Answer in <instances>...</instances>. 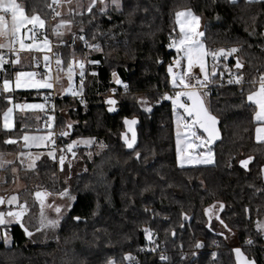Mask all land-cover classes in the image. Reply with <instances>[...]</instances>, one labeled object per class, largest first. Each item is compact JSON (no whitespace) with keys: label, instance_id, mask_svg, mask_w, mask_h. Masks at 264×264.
I'll return each mask as SVG.
<instances>
[{"label":"trees","instance_id":"1","mask_svg":"<svg viewBox=\"0 0 264 264\" xmlns=\"http://www.w3.org/2000/svg\"><path fill=\"white\" fill-rule=\"evenodd\" d=\"M17 2L24 6L26 15L35 13L45 21V34L53 40L54 51L61 54L63 68L71 58L99 61L98 64L85 62L83 103L81 97L78 99L71 94L54 99L53 127L61 132L68 130L65 126L69 122L73 124L68 136H59V143L90 136L103 141L107 148L102 150L101 156L92 151L91 159L83 154L82 148H75L76 153L83 155V168L73 174L70 181V189L77 199L74 207L65 213L68 219L43 241H33L13 223L8 229L10 243L6 246L0 241V264H106L109 258L116 264H128L123 260L125 253H131L139 264H160V251L171 257V264H182L179 246L190 254L194 250L190 245L195 241L205 245L196 250L199 253L196 264H212V251L218 253L216 264H236L232 251L235 246L256 264H264V238L255 227L257 220L264 218V179L260 175L264 144L255 139V106L246 100L247 93L258 87L251 81L258 82L260 74L264 73V37L260 35L264 32V0L252 4L238 0L235 5L228 0H140V11L131 18L132 23L123 13L109 11L110 20L107 16H98L95 23L89 25L91 16L86 11L80 12L83 15L73 11L64 17L72 21L71 29L59 38L52 32L57 22L51 9L53 0ZM188 8L200 16L205 47L212 50L237 47L239 50L232 57L241 59L244 67L241 85L212 89L204 98L219 121L218 139L211 145L215 163L180 168L175 162L171 102L161 100L146 113L134 97H147L154 102L160 93H170L171 85L165 83L166 69L176 51L166 46L170 33L178 36L175 13ZM97 24L100 32L108 33L96 37L102 51H91L79 40L73 44L72 34L79 36L81 26L90 39ZM61 38L67 47H57ZM158 58L163 63H157ZM23 65L29 67L28 60ZM113 72L129 84L128 94L114 83ZM77 78L75 84L80 86ZM112 88L117 89L115 94L109 91ZM12 95L14 102L46 98L40 97L38 91L29 90L14 91ZM109 96L119 101V110L115 113H109L104 103ZM7 107L8 103L0 98V129L1 115ZM125 116L138 119L134 127L135 148L141 153L139 160L119 138V134L125 132L122 123ZM23 119L26 117L17 114L13 129L0 130V153L17 149V144L4 143L6 139L37 129L23 125ZM127 135L131 137V133ZM248 156L253 160L246 170L239 161ZM13 166L10 164L4 169L6 186L13 179L10 172ZM101 168L102 181L97 175ZM57 170L56 161L46 155L36 162L35 169L19 167L16 175L25 183L19 203L33 205V193L37 190L32 186H54ZM85 185L89 186L87 190ZM106 196L109 199H105ZM215 202L225 205L219 210L220 219L227 225V229L222 225L226 230L224 236L218 235L220 232L204 214V209ZM29 207L23 219L29 231H33L29 227L32 226L28 219ZM32 207L34 210L35 206ZM1 208L7 210L3 205ZM145 209L151 211L145 212ZM93 210L95 216L91 215ZM182 212L190 217L188 221L183 219ZM154 213L158 215L154 217ZM76 215L82 217L81 222L71 220V216ZM143 227L156 232L157 252L138 251L148 244L141 231ZM248 239L253 241L251 245L245 243ZM212 241H217V245Z\"/></svg>","mask_w":264,"mask_h":264},{"label":"snow or ice","instance_id":"2","mask_svg":"<svg viewBox=\"0 0 264 264\" xmlns=\"http://www.w3.org/2000/svg\"><path fill=\"white\" fill-rule=\"evenodd\" d=\"M61 2L65 4L71 3V0H53V3L59 5ZM230 4H237L238 0H228ZM257 2V0H244L245 4H252ZM51 7V5H49ZM77 7H83L77 3ZM127 8V12L125 9ZM141 5L140 0H88V4L84 11H86L91 19L89 20V25L95 23L98 16L104 17L107 16L110 20L111 17L108 16L109 11H114L117 13H123L128 19L129 23H132V17H134L138 11H140ZM69 13H73V9L68 10ZM144 11L147 12L148 9L144 8ZM0 38H4L5 42H0V73H3L2 79H0V98L5 100L9 107L2 112V129L0 130H11L14 127L13 124V113L16 110L24 111L27 109H36L41 112L46 113V104L44 103H19L14 102L12 93L17 89H53L54 83H61L59 76L53 77L51 74V66L54 63L58 71L64 70L61 68L63 63L61 54L59 52H53L51 41L48 35L43 31L45 29V21L35 13L32 15L25 14V8L22 4H18L17 0H0ZM11 14V22H6L5 16ZM83 15V13H78ZM55 15L59 17L60 12H55ZM199 21L200 16L194 14L191 8L185 9L183 11H177L175 13V22L179 27L178 36H173L169 34V43L167 48L175 49L176 56L168 64L167 80L166 84L171 85V93L163 92L159 94V98L154 102L150 101L147 97L135 98L136 104L146 113H150L154 104H159L161 100L171 101V107L174 117V122L177 124L176 132V160L177 164L180 167L184 165H212L215 163L214 153L212 152L211 146L215 140L218 139V129L216 125L218 124V119L216 116L211 114V111L208 106L205 104V97L209 95L208 89L215 83V78L217 75L223 76V72H217L219 61L228 60L230 56L238 52L237 47L229 48H219V49H207L205 44L202 42V37L204 33L199 31ZM71 20L60 19L58 24L53 27L52 32L55 36L62 37L63 33L61 29L67 27L71 29ZM253 24H255V17H253ZM26 25H31V28H25ZM25 28L23 34H21V29ZM80 35L77 36L76 33H73V44L76 40H79L83 45L91 51H102V47L99 42L96 41L98 35L104 36L108 33L100 32L99 25H96V29L91 32L90 39L84 34V28L81 26L79 29ZM110 31V30H109ZM175 31V28L172 30ZM250 35L253 33H249ZM264 37V32L260 33ZM42 37V39L40 38ZM31 40V43H25V40ZM18 45V48L16 47ZM60 45L68 46L65 41L61 38L59 39ZM7 49L11 53L12 58H6V53L2 50ZM38 51L41 53V57H33V65L38 64L42 58L44 64V71L38 73L36 71H24V70H14V81L12 78H9V73L6 65H20V51ZM46 53H50L46 54ZM75 53L73 52V56ZM54 57V60H53ZM210 58L212 61L211 71L207 69V59ZM85 62L91 64H98L99 61H82L80 59L70 60L67 63L66 75L68 80V87L64 89L65 92H70L74 97H81V92L83 90V77H84V66ZM157 63H163L159 58L156 61ZM74 66L80 70V79L81 84L79 86V91L73 90V75H74ZM22 67V66H21ZM198 67V74L194 71ZM244 65L241 59L237 58L236 63L233 65L232 69H229L228 66L224 65V70L228 72L229 79L226 82H221L219 87H223L224 83L227 85H241L243 83V72L240 71L243 69ZM175 69V70H174ZM40 76V79H37V76ZM113 81L116 85L122 86L124 89V94H128L130 86L128 83L122 81L118 75L112 73ZM14 83V87H13ZM251 84L255 87L257 81L253 79ZM113 94L116 93L117 89L112 88L109 90ZM243 92V88H241ZM52 92L49 91L48 97H51ZM246 100L255 106V111L253 114V120L256 122L257 126L255 128V139L258 143L264 144V73H261L259 76L258 87H255V90L249 91L246 96ZM81 102L83 103L82 97ZM104 103L108 105L107 111L109 113H115L118 109L119 101L117 99L109 96ZM183 110V115L179 114V110ZM54 110V106H53ZM38 120L39 117H36ZM54 116L47 115L46 117V131L42 134H31L28 131H23V135L19 136L18 139L23 140V147H37L42 146L49 148L46 153H37L35 155L31 153H20L19 155L27 156L31 161L28 164L30 169L36 168V161L40 159L41 155H46L54 161H57L59 164V170L63 171L65 167V160L68 153L72 157H76L77 153L74 151L76 147L83 144L85 146H92L96 144L98 151L95 153L97 156L102 155V150L107 148V145L103 141L97 142L95 137L88 138H79L71 140L69 143L65 144L61 148L56 147L57 134L53 127ZM122 123L125 128V132L119 134V138L123 141L125 148L131 150L134 154L135 159L139 160L141 158V153L138 152L135 148L137 144V133L135 130V125L138 124V119L133 117L129 119L127 116L122 118ZM68 130L61 131L59 133L60 137H66L69 135V132L73 129V124L69 122L65 126ZM183 129V133L179 129ZM202 129V132L200 131ZM23 130V128H22ZM127 133H131L129 138ZM199 133V134H198ZM207 134L206 136L204 134ZM183 135V145L181 141V136ZM191 141H196L197 143H192ZM16 139H6L4 143L15 144ZM203 148L202 152L198 151L197 155H192L188 150L196 149L199 150ZM67 149V152H65ZM89 159L92 158L93 153L90 151L87 153ZM253 160L252 156H248L246 159L240 160L239 164L243 166L246 170L248 169L249 162ZM5 163L10 164L11 161L0 162V167ZM68 168L71 170V161L68 162ZM15 171V169H13ZM86 171V169L84 170ZM55 175V174H53ZM100 180H103L104 172L102 168L97 173ZM260 175L264 178V165L260 167ZM67 179H65V184H67ZM88 185H85V190L88 189ZM94 190V189H93ZM147 191V189H145ZM256 191H261L257 189ZM35 200L39 203L40 212L38 218V227L35 231L40 232L41 230H57L62 226V221L68 219V216L65 213L69 212L74 207L73 202L76 201L77 197L73 195L69 187H63L59 191L48 192L47 190H38L33 193ZM99 195V194H97ZM52 196L53 202L46 204V198ZM61 198L67 200V204H56L55 198ZM105 199H109L107 196ZM12 205V209L4 211L0 210V233H2V239L4 244L7 246L11 237L8 235L9 226L13 223L19 225L22 229L23 234L29 238L33 236V232L29 231V228L25 225L24 217L28 212V207L26 203H19L18 197L12 195L7 198L5 201L4 197H0V205ZM97 207L99 203L97 201ZM225 205L221 202L218 204L219 209H223ZM50 209L54 216H49L45 209ZM151 211L150 209H145V212ZM247 212V208H245ZM205 216L208 217L209 221L215 216V219L219 221L227 229V225L224 224V221L220 219L219 212L216 211L212 206L204 209ZM92 216L96 215V211L93 210L91 213ZM154 217L158 214H153ZM181 216L185 221H188L190 217L181 213ZM166 219V218H165ZM73 222H81L82 217L79 215L71 216ZM86 223V218H84ZM183 224L180 225L183 228ZM255 227L258 233L264 238V221L258 220L255 223ZM99 231V230H97ZM143 232L145 240L148 242L147 245L141 246L138 251L144 252H157L158 246L156 245V232L150 227H143L141 229ZM230 232V229L228 230ZM165 234H168V230H165ZM95 235V233H94ZM172 235L175 236V231L173 230ZM218 235L224 236V233H218ZM227 238V237H225ZM245 243L251 245L252 240H245ZM214 246L217 245V241H212ZM151 245V246H149ZM181 248L180 260L182 264L187 262V264H196V261L199 260V253L196 251L198 249H203L205 245L201 241H195L194 244L190 245L193 251L191 253H186L183 251V246ZM232 251L236 256V264H256L254 259H247L242 253L240 248H234ZM212 258V264H216L218 259V253L212 251L210 253ZM123 260L127 261L128 264H139L138 260L131 255V253H125L123 255ZM160 264H171V257L166 254L164 251H160L158 256ZM106 264H116L114 259H107Z\"/></svg>","mask_w":264,"mask_h":264},{"label":"rangeland","instance_id":"3","mask_svg":"<svg viewBox=\"0 0 264 264\" xmlns=\"http://www.w3.org/2000/svg\"><path fill=\"white\" fill-rule=\"evenodd\" d=\"M74 2L75 0H71V3L69 4H65L63 2H61L59 5H58V8H62V13L64 14L65 12H69L68 10L71 9L72 7H74ZM18 3V2H17ZM20 4V3H18ZM65 17V16H64ZM64 17H59V19L57 20L56 24H58L59 20L60 19H65ZM11 21V19H10ZM55 24V25H56ZM68 28L65 27L63 29H61L62 33H64ZM64 35V34H63ZM57 37V36H56ZM70 60H74V58H71ZM212 63V62H211ZM221 63H219L220 65ZM62 69V73L59 75L60 79H61V83H64L65 81V88L68 87V80H67V75H66V69H67V66L63 68V66H61ZM80 73V70L78 68H76L74 66V75H73V90H77L79 88V85L76 86L75 84V79H76V76H80L79 75ZM60 84V83H58ZM62 85V84H61ZM62 90V93H67V94H71L70 92H65L64 89ZM78 91V90H77ZM179 114L180 115H183V111L179 110ZM172 123H173V137H174V151H175V162H176V165L178 166L177 164V160H176V148H177V145H176V139H177V136H176V132H177V124L176 122H174V117H173V112H172ZM179 131H181V133H183V129H179ZM199 134V133H198ZM90 136H82V137H76V138H73V139H68L67 141L65 142H58L57 144V148H61L63 147L65 144L69 143L71 140H75V139H79V138H88ZM181 141H182V145H183V135L181 136ZM99 142V141H97ZM192 143H197L196 141H191ZM78 147L82 148L83 150V154L87 155L88 152H92V151H95L97 152L98 151V148L96 147V144H93L92 146H85L83 144L79 145ZM211 148V146H209ZM50 150V149H49ZM204 149L201 148L199 150H196V149H189L188 151L192 154V155H197L198 154V151L202 152ZM212 152H213V149H211ZM74 151H76V149H74ZM65 152H67V149H65ZM83 155H81L80 153H77V156L76 157H72L70 153H68L67 155V158L65 160V167H64V170L63 171H60L59 170V164L58 162L56 161L57 163V167H58V170H57V173L55 175V185L54 186H51V187H42L40 185H36L35 186H32L34 190H47L48 192H53V191H59L60 189H62L63 187H69L70 188V181L73 177V174H76V173H79L81 170H82V163H83ZM15 157V154L14 153H11V152H8V154L4 155V153L0 154V162H3V161H11L13 162L16 158ZM69 160L71 161V170H69L68 168V162ZM17 161H21L22 162V159L21 158H17ZM24 164V162H22ZM7 163H5L2 167H4ZM17 165V164H15ZM27 166V164H24ZM203 164L201 165H184L183 167H180V168H185V167H199V166H202ZM13 166V164H12ZM23 167V166H22ZM11 172V171H10ZM12 176H13V179L11 180V182L8 184V186H4L3 185V182L5 181L4 178H6V175H5V171H2V173H0V181H2V185L0 186V196H3L5 198V201L7 200L8 197L12 196V195H16L18 197V202H19V199L22 198V194L20 192L23 191V189L25 188V183L23 180H21L17 175H16V171L15 173L12 172ZM67 179V184H65V179ZM264 179V178H263ZM20 193V194H19ZM24 193H28V192H24ZM33 202V205H31L32 203H30L29 205H27L29 207V221L32 223V226L29 225V227L33 230V236L31 237V239L33 241H43L44 239H47L48 237H50V235L53 234V230L49 229V230H41L40 232H37L35 231L36 227H38V218H39V212H40V206H39V203L35 200V197ZM32 202V201H31ZM53 202V197L52 196H49L46 198V204L47 203H52ZM55 203L56 204H67L68 201L67 200H64V199H61V198H55ZM218 204L217 202H215L214 204H211V206L219 212V208H218ZM5 206V208H7V210H10L12 209L14 206L12 205H7V204H4L3 207ZM32 206H35L34 210H33V207ZM209 208V207H208ZM0 210H4V208H1L0 206ZM7 210H4V211H7ZM46 213L49 215V216H54L55 213H53L50 209H45ZM260 221H264V218H261V219H258ZM257 220V221H258ZM212 223L214 224V229L218 232H223L224 234L226 233V230L224 229V227L219 223V221H217L215 219V216H213V218L211 219ZM8 235L10 236V232L8 230ZM11 237V236H10ZM232 239V238H230ZM229 239V240H230ZM0 241L3 242V239H2V233H0ZM11 241V239H10ZM9 241V243H10ZM231 241H234V239H232ZM8 243V244H9ZM234 248H239V247H234ZM235 255V253H234ZM245 256V255H244ZM246 257V256H245ZM247 258V257H246ZM248 259V258H247ZM235 260H236V256H235ZM251 260V259H249Z\"/></svg>","mask_w":264,"mask_h":264},{"label":"crops","instance_id":"4","mask_svg":"<svg viewBox=\"0 0 264 264\" xmlns=\"http://www.w3.org/2000/svg\"><path fill=\"white\" fill-rule=\"evenodd\" d=\"M77 3H79L83 7H77ZM87 4H88V0H75L74 7H72L71 9H73L75 11V13H80L81 11H84V9L86 8ZM52 6H55L56 7V11H58V12L61 13V15L59 17H64V16H67L69 14V12H65L63 14L62 13V8L59 9L58 8V5L55 4V3H53V2H52ZM181 11H183V10H181ZM0 15H4V14H0ZM54 17H55L56 21L59 19V17H57L56 15ZM5 19H6V22L10 23L11 22L10 21L11 14L6 15L5 16ZM55 24H54V27H55ZM25 28H31V25H26ZM25 28H22L21 29V34H23ZM177 29H178V34H179V27L178 26H177ZM198 30L202 32V24L200 23V21H199V29ZM49 39H51V38L49 37ZM0 42H5L4 41V38H0ZM31 42L32 41L29 40L28 42H25V43H31ZM202 42H203V40H202ZM51 46H52V41H51ZM31 52H38V51H27V50H23L22 53L19 55L20 56V65H9V66H6L7 67V70H8V73H9V78H12L13 81H14L13 69L14 70H17V71H19V70L34 71L33 68H32V66H31ZM27 56H29L28 59H27ZM206 59H207V69L210 72L211 71V67H212V63L210 61V58H206ZM25 60H28L29 67H24L23 64H24ZM194 71L196 73H198V67L195 68ZM61 73H62V70H61ZM59 75H55V76H59ZM55 76H53V77H55ZM2 78H4L3 77V73H0V79H2ZM64 83H60V84L54 83L53 89H51V90H49V89H30V88H28V89H17L15 91H20V90L38 91L40 97H42L43 95L45 97H48L49 91H51L52 92V95L49 98H58V97H62L63 95L67 94V93H65V94L62 93V90H63V88H65V84H66V83L65 84ZM13 87H14V83H13ZM15 102H19V103H44L42 101V98H39V99L33 100V101H15ZM8 107H9V105H8ZM17 114H19L20 117L21 116L22 117H26V119H23V122H22L23 125H26V126L28 125L29 127H30V125L31 126L33 125V126H36L37 127V129H35V130H30V131L28 130L29 133H31V134H42V133H44L46 131V130H43V129H41V130L38 129V128H41L42 127L41 123H42V114H43V112H41L40 110L27 109V110H24L22 112L19 111V110L14 111V113H13V124H14V126H15V115H17ZM36 117H39V119L37 120ZM2 123H3V121H2V115H1V125H2ZM40 125H41V127H40ZM256 126H257V124H256ZM256 126H255V128H256ZM254 133H255V129H254ZM21 135H23V132H22ZM11 139H16L17 140V142L15 143V144H17V149H15L13 151H6V152H1V153L2 154L4 153V155L8 154V152H11V153H14L15 154V157L14 158H16V159L13 162H11L10 164H13L14 165L12 167V169H11V172H14L15 173V171H16V174L18 173V168L19 167H22L23 166L22 168H29L28 167V164L31 162L27 156L19 155L20 153H22V152L23 153H31V154L35 155V154L41 153V152L46 153L49 150V148L44 147V146H42L40 148H37V147H34V146L33 147H30V148H24L23 147V140H20L18 138H11ZM42 156L43 155H41V157ZM17 158H21L22 159V162H24V164H27V166L24 165L21 161L20 162L17 161ZM10 164L7 163L4 167H0V173H2V171H4V169L7 166H9ZM15 164H17V165H15ZM13 169H15V171H13ZM5 175H6V173H5ZM1 185H2V181H0V186ZM3 185L6 186L5 184H3ZM0 197H3V196H0Z\"/></svg>","mask_w":264,"mask_h":264},{"label":"built area","instance_id":"5","mask_svg":"<svg viewBox=\"0 0 264 264\" xmlns=\"http://www.w3.org/2000/svg\"><path fill=\"white\" fill-rule=\"evenodd\" d=\"M51 9H52V14L53 15H55V12H57L56 11V7L55 6H52L51 7ZM0 14H4V13H0ZM10 13H8L7 15H9ZM44 32H45V30H43ZM40 38H42V37H40ZM51 41H52V51L53 52H55L54 51V43H53V40L52 39H50ZM16 47L18 48V45H16ZM2 51H4L5 53H6V58H12V56H11V53L10 52H8V50L7 49H4V50H2ZM22 53V51H20V53H19V55ZM46 54H49V55H51L50 53H46ZM33 57H41V53H39V52H31V66H32V68H33V70L34 71H36V72H38V73H41V72H43L45 69H44V64H43V60H42V58L40 59V62L38 63V64H35V65H33V63H32V61H33ZM53 60H54V57H53ZM224 65H225V63L222 61L221 62V64H220V67H218V69H217V72L219 73V72H223L224 74H223V76H220V75H217L216 76V78H215V83L208 89V92H210L212 89H216V88H223V87H225V86H237V85H227L226 83H224V86L223 87H219V86H217V85H219L221 82H226L228 79H229V74H228V72L227 71H225L224 70ZM227 66H228V68L229 69H232L233 71H236L234 68H233V63L231 62V63H229V64H226ZM62 68V67H61ZM241 71V70H240ZM61 73V71H58L57 69H56V66H55V64L53 63L52 64V66H51V74H52V76H55V75H59ZM198 74V73H197ZM37 79H40L41 77L38 75L37 77H36ZM77 82L78 83H80L81 82V79H80V76L77 78ZM258 83H259V81L257 82V86H258ZM171 91H172V89L170 90V93H171ZM72 95V94H71ZM78 99L80 98V97H77ZM55 98H48L47 99V101H46V99L44 98V99H42V101L44 102V104H46V113L45 112H43V114H42V128L44 129V130H47L46 129V117H47V115H52V116H54V113H53V106H54V100ZM55 132H56V134H57V142H56V146H57V144H58V138H59V133L60 132H57L56 130H55Z\"/></svg>","mask_w":264,"mask_h":264},{"label":"water","instance_id":"6","mask_svg":"<svg viewBox=\"0 0 264 264\" xmlns=\"http://www.w3.org/2000/svg\"><path fill=\"white\" fill-rule=\"evenodd\" d=\"M25 31V30H24ZM24 33V32H23ZM29 40L28 39H26L25 40V42H28ZM236 59L237 58H235V57H232V56H230L229 58H228V60H222L221 59V61H219V62H224L225 64H229V63H231V60L233 61V65L236 63ZM166 102H171V101H169V100H165ZM181 111H183L182 109H181ZM212 114V113H211ZM213 115V114H212ZM216 127H217V129H218V132H219V121H218V124L216 125ZM201 132H202V129L200 130ZM205 136L207 135L206 133L204 134Z\"/></svg>","mask_w":264,"mask_h":264},{"label":"clouds","instance_id":"7","mask_svg":"<svg viewBox=\"0 0 264 264\" xmlns=\"http://www.w3.org/2000/svg\"><path fill=\"white\" fill-rule=\"evenodd\" d=\"M219 63H221V62H219Z\"/></svg>","mask_w":264,"mask_h":264}]
</instances>
